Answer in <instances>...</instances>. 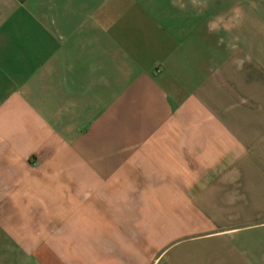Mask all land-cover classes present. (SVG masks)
I'll list each match as a JSON object with an SVG mask.
<instances>
[{"label": "crops", "instance_id": "0c3cea01", "mask_svg": "<svg viewBox=\"0 0 264 264\" xmlns=\"http://www.w3.org/2000/svg\"><path fill=\"white\" fill-rule=\"evenodd\" d=\"M0 264H264V0H0Z\"/></svg>", "mask_w": 264, "mask_h": 264}, {"label": "rangeland", "instance_id": "374dc122", "mask_svg": "<svg viewBox=\"0 0 264 264\" xmlns=\"http://www.w3.org/2000/svg\"><path fill=\"white\" fill-rule=\"evenodd\" d=\"M59 186V188L57 187L54 189V194L57 196H64L66 193L65 183H60Z\"/></svg>", "mask_w": 264, "mask_h": 264}, {"label": "clouds", "instance_id": "9594fccd", "mask_svg": "<svg viewBox=\"0 0 264 264\" xmlns=\"http://www.w3.org/2000/svg\"><path fill=\"white\" fill-rule=\"evenodd\" d=\"M210 30H212V29L210 28Z\"/></svg>", "mask_w": 264, "mask_h": 264}]
</instances>
